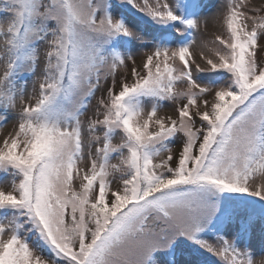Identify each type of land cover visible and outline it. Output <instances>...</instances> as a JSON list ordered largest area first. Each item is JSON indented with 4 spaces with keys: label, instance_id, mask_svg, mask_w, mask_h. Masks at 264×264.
<instances>
[{
    "label": "snow or ice",
    "instance_id": "obj_1",
    "mask_svg": "<svg viewBox=\"0 0 264 264\" xmlns=\"http://www.w3.org/2000/svg\"><path fill=\"white\" fill-rule=\"evenodd\" d=\"M215 7L0 0V264H264V0Z\"/></svg>",
    "mask_w": 264,
    "mask_h": 264
},
{
    "label": "rangeland",
    "instance_id": "obj_2",
    "mask_svg": "<svg viewBox=\"0 0 264 264\" xmlns=\"http://www.w3.org/2000/svg\"><path fill=\"white\" fill-rule=\"evenodd\" d=\"M204 2L208 5V8L206 9L207 13L211 14V13H214L216 11L215 6H216L218 0H204ZM212 30H213V28L210 24L209 31L211 32ZM9 131H11V124L7 125L3 129H0V137L7 134ZM257 182H259V178L257 179Z\"/></svg>",
    "mask_w": 264,
    "mask_h": 264
}]
</instances>
